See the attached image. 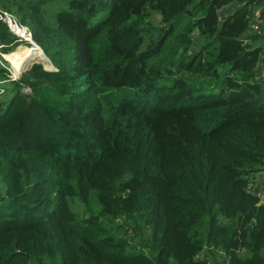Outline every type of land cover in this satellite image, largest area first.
Listing matches in <instances>:
<instances>
[{
    "label": "trees",
    "instance_id": "trees-1",
    "mask_svg": "<svg viewBox=\"0 0 264 264\" xmlns=\"http://www.w3.org/2000/svg\"><path fill=\"white\" fill-rule=\"evenodd\" d=\"M258 7L0 0L53 67L0 68V264H264Z\"/></svg>",
    "mask_w": 264,
    "mask_h": 264
},
{
    "label": "rangeland",
    "instance_id": "rangeland-1",
    "mask_svg": "<svg viewBox=\"0 0 264 264\" xmlns=\"http://www.w3.org/2000/svg\"><path fill=\"white\" fill-rule=\"evenodd\" d=\"M231 8V5H228V6H224L220 9V13L222 15H224L226 12L229 11V9ZM261 7H258L257 9H260ZM257 9H255L254 11H256ZM264 30V28H263ZM31 41H33L31 39ZM31 41L29 42V45H26V43H20L19 45H22L20 47H23L25 48V50L22 52V53H17V50L19 49H14V51L12 52L13 56L9 59L8 57L11 56L12 54L10 55H7V54H3L1 51H0V68H6V73L8 74V77H10V79H12V77L14 79H18L19 76H20V72L23 71L27 66H29L32 62H41L43 64V67L45 68V62L43 61V57L40 58L38 56L35 55L36 53V50H33L37 45H32L31 44ZM257 43L258 42V38L256 39ZM256 43V44H257ZM261 45L264 46V39L262 40V42L260 43ZM39 47V46H38ZM40 48V47H39ZM41 50V49H40ZM42 51V50H41ZM43 52V51H42ZM263 52H264V48H263ZM25 55H28L30 58H28L26 60V62L23 64V66H19L17 65L15 62V60L13 59H18L20 57H23ZM5 56V57H4ZM45 58V57H44ZM15 63L16 64V67H17V70H14L13 68V65L11 62ZM17 63H23L22 61H18ZM48 64V63H47ZM49 68H45L47 70H51V68L53 69V67H51L50 64H48ZM261 75V73L259 74ZM262 76L264 77V72L262 74ZM3 83L0 82V87H2L3 85H8L7 82H4L2 81ZM5 85V86H6ZM1 95V94H0ZM2 97V96H1ZM0 97V98H1ZM264 173H257L254 177V181H253V185H252V190H258V194L260 197L264 198V184H262V181H261V178L263 177ZM256 181H260V184L258 186H256ZM254 188V189H253ZM100 206L97 207V210H100ZM70 209H72L77 215H82L85 213V208H84V204L80 201V200H76V201H70ZM126 226V225H124ZM133 228V227H132ZM126 229V228H125ZM142 234L144 235L145 239H147V231L144 230L142 232ZM124 235L128 236L127 238H129L131 241L135 242L138 247H141V242H140V238L138 236V233L136 235V237H134L135 235V230L133 229L131 233L127 234L126 231L124 230ZM143 249L145 250V252L148 251V249H146L145 247H143ZM221 252V251H219ZM155 253H153L154 255Z\"/></svg>",
    "mask_w": 264,
    "mask_h": 264
},
{
    "label": "built area",
    "instance_id": "built-area-1",
    "mask_svg": "<svg viewBox=\"0 0 264 264\" xmlns=\"http://www.w3.org/2000/svg\"><path fill=\"white\" fill-rule=\"evenodd\" d=\"M0 21L5 23L8 30L17 37V40L21 43H28L30 42L31 38V32L29 28L26 25H23L16 16H14L9 11H6L4 9L0 8ZM264 8L257 9L254 11L250 17H249V26L246 30L245 35H257L258 42L257 45H261L260 43L264 39ZM250 40L247 38L244 39L245 43H248ZM4 54V53H3ZM263 72L261 73L262 76ZM14 80V78L12 77ZM252 186L249 184V187ZM255 194L259 195L258 192H255ZM127 231L130 233L131 229L128 228ZM219 254H222V252H219Z\"/></svg>",
    "mask_w": 264,
    "mask_h": 264
},
{
    "label": "bare ground",
    "instance_id": "bare-ground-1",
    "mask_svg": "<svg viewBox=\"0 0 264 264\" xmlns=\"http://www.w3.org/2000/svg\"><path fill=\"white\" fill-rule=\"evenodd\" d=\"M10 32V31H9ZM30 41H31V39H30ZM35 45H36V43H35ZM38 48V46H36L33 50H36ZM25 50V48H23V47H19V49L17 50V53H22L23 51ZM12 52V51H11ZM45 57V56H44ZM9 59H10V57H8ZM45 60H46V58H45ZM51 65V64H50ZM52 67V66H51ZM52 69V68H51Z\"/></svg>",
    "mask_w": 264,
    "mask_h": 264
},
{
    "label": "crops",
    "instance_id": "crops-1",
    "mask_svg": "<svg viewBox=\"0 0 264 264\" xmlns=\"http://www.w3.org/2000/svg\"><path fill=\"white\" fill-rule=\"evenodd\" d=\"M229 10H230V9H229ZM18 46H19V45H18ZM18 46H17V47H18ZM17 47H16V48H17ZM259 173H260V172H259ZM261 173H262V172H261ZM263 177H264V175H263ZM263 177H262V178H263ZM262 178H261V181H262ZM259 184H260V181H256V186H258ZM258 187H259V186H258ZM253 189H254V188H253ZM255 191L258 192V190H256V189H255ZM258 193H259V192H258Z\"/></svg>",
    "mask_w": 264,
    "mask_h": 264
},
{
    "label": "water",
    "instance_id": "water-1",
    "mask_svg": "<svg viewBox=\"0 0 264 264\" xmlns=\"http://www.w3.org/2000/svg\"><path fill=\"white\" fill-rule=\"evenodd\" d=\"M135 12H136V11H133V13H135ZM34 43H35V42H34ZM44 55H45V54H44ZM45 57H46V55H45ZM46 58H47V57H46ZM47 60H48V58H47ZM21 72H22V71H21ZM21 72H20V73H21Z\"/></svg>",
    "mask_w": 264,
    "mask_h": 264
}]
</instances>
